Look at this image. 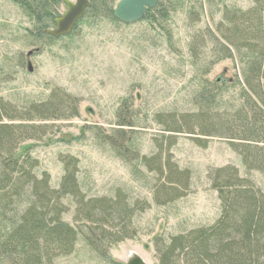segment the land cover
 I'll return each mask as SVG.
<instances>
[{"label":"rangeland","instance_id":"1","mask_svg":"<svg viewBox=\"0 0 264 264\" xmlns=\"http://www.w3.org/2000/svg\"><path fill=\"white\" fill-rule=\"evenodd\" d=\"M21 1L0 0V123L32 126L38 136L23 139L17 154L37 159V171L47 172L54 187L63 175L61 158L71 156L87 196L117 194L124 203L147 202L133 211L134 237L112 245L107 258L79 238L74 253L54 264H128L134 257L158 264L157 238L210 224L220 215L221 201L209 177L215 169L236 168L264 192V171L250 160H264V140H258L264 138L262 116L257 131L242 93L228 82L241 79V64L235 56L209 63L216 58L217 26L225 8L231 13L253 6V0H166L164 14L146 13L130 24L90 9L70 34L58 38L40 35L41 23L25 14ZM117 1L108 3L112 11ZM54 7L53 18L66 10L63 1ZM43 25L44 31L55 24L46 16ZM201 107L209 115L202 116L206 123L191 124L195 134L164 128L200 114ZM236 108L246 114L237 116ZM124 136L130 146L117 151L109 144L121 143ZM245 136L249 140L240 139ZM143 155L165 163L164 173L146 168ZM168 161L190 176L185 194L172 200L167 192L181 186L167 181ZM66 202L64 219L74 224V205ZM120 223L108 230L117 231Z\"/></svg>","mask_w":264,"mask_h":264},{"label":"trees","instance_id":"2","mask_svg":"<svg viewBox=\"0 0 264 264\" xmlns=\"http://www.w3.org/2000/svg\"><path fill=\"white\" fill-rule=\"evenodd\" d=\"M26 1L20 4L26 7L23 9L25 14L41 23L38 33L54 38L43 32V21L47 16L54 23L56 15L53 18L51 11H55L54 6L62 0ZM112 1L89 0L90 5L86 10L98 13L103 9L117 20L108 5ZM165 1L159 0L154 9H148L147 14H164L166 9L162 10V5L166 4ZM102 3H105V7ZM222 17L223 20L217 26L221 39L215 38L216 58L209 63L224 58L232 59L234 56L237 58L241 64V79L236 77L228 82L239 88L251 112L250 118L254 120L252 125L257 128L260 116V123L264 125V0H253V6L234 9L231 13L225 8ZM195 36H192L188 45L191 49ZM49 104L52 108L57 107L53 100ZM2 109L4 111V107ZM39 111L45 112L43 109ZM235 113L237 116L246 114L242 108H236ZM192 114L190 118H180L179 124L175 123L177 120H172L164 128L170 132L195 134L191 124L194 125V121L198 123L196 125L201 121L206 123L207 119L202 116L209 113L202 109L200 114ZM33 132L32 126L0 123V256H4L0 264H54L57 258L74 253L79 238L89 250L107 258V251L112 245L134 237L136 231L129 227L133 211L138 208L142 210L147 202L135 200L124 203L117 194L111 197L87 196L81 190L76 176L77 160L71 156L61 158L63 175L58 187L52 186L49 174L37 171V159L31 158L29 154H17L18 144L23 139L38 138ZM249 138L245 136L240 139L245 141ZM121 143L116 140L109 142L115 150L120 151L121 146H130L129 136H124ZM244 157L246 161L247 155ZM158 160L149 159L146 155L140 157L141 163L150 171L164 173L165 163L160 165ZM250 160L254 163L258 161V165L264 163L260 156ZM258 165L255 167L264 171L262 165ZM165 175L168 182L181 186L168 191L166 199L183 196L189 187L190 176L169 164V161ZM209 177L211 187L217 191L221 201L220 215L210 224L190 227L165 239L157 238L154 246L158 264H264V192L260 188H253L231 166L215 169ZM66 200L74 205V224L64 219L70 206ZM116 221V225L121 221L119 229L108 230L109 225Z\"/></svg>","mask_w":264,"mask_h":264},{"label":"water","instance_id":"3","mask_svg":"<svg viewBox=\"0 0 264 264\" xmlns=\"http://www.w3.org/2000/svg\"><path fill=\"white\" fill-rule=\"evenodd\" d=\"M66 10L55 17L54 28L45 29V34L56 38L70 34L76 23L83 17L89 7V0H63ZM159 0H118L113 9V16L122 23L130 24L143 18L148 9H154ZM128 264H144L143 261L134 257Z\"/></svg>","mask_w":264,"mask_h":264},{"label":"flooded vegetation","instance_id":"4","mask_svg":"<svg viewBox=\"0 0 264 264\" xmlns=\"http://www.w3.org/2000/svg\"><path fill=\"white\" fill-rule=\"evenodd\" d=\"M63 1V0H62ZM57 17V16H56ZM55 19V18H54ZM53 22H54V20H53Z\"/></svg>","mask_w":264,"mask_h":264}]
</instances>
